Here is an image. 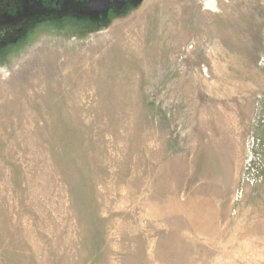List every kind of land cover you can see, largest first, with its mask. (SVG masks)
Wrapping results in <instances>:
<instances>
[{
    "label": "rangeland",
    "instance_id": "1",
    "mask_svg": "<svg viewBox=\"0 0 264 264\" xmlns=\"http://www.w3.org/2000/svg\"><path fill=\"white\" fill-rule=\"evenodd\" d=\"M0 264H264V0L0 47Z\"/></svg>",
    "mask_w": 264,
    "mask_h": 264
},
{
    "label": "flooded vegetation",
    "instance_id": "2",
    "mask_svg": "<svg viewBox=\"0 0 264 264\" xmlns=\"http://www.w3.org/2000/svg\"><path fill=\"white\" fill-rule=\"evenodd\" d=\"M136 0H0V47L17 44L31 25L72 17L98 19L120 13ZM23 38V39H22Z\"/></svg>",
    "mask_w": 264,
    "mask_h": 264
}]
</instances>
